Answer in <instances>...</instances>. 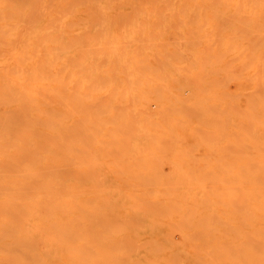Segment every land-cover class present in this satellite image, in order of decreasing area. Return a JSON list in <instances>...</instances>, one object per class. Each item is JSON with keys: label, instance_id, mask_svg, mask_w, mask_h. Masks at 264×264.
Returning a JSON list of instances; mask_svg holds the SVG:
<instances>
[{"label": "bare ground", "instance_id": "obj_1", "mask_svg": "<svg viewBox=\"0 0 264 264\" xmlns=\"http://www.w3.org/2000/svg\"><path fill=\"white\" fill-rule=\"evenodd\" d=\"M0 264H264V0H0Z\"/></svg>", "mask_w": 264, "mask_h": 264}]
</instances>
